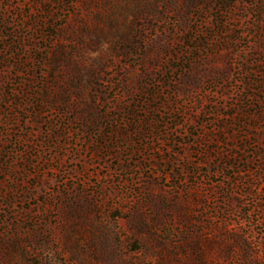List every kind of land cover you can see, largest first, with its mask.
Instances as JSON below:
<instances>
[{
  "label": "rangeland",
  "instance_id": "1",
  "mask_svg": "<svg viewBox=\"0 0 264 264\" xmlns=\"http://www.w3.org/2000/svg\"><path fill=\"white\" fill-rule=\"evenodd\" d=\"M0 264H264V0H0Z\"/></svg>",
  "mask_w": 264,
  "mask_h": 264
}]
</instances>
